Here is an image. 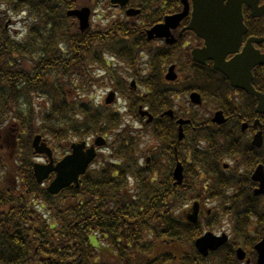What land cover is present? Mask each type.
I'll use <instances>...</instances> for the list:
<instances>
[{
    "label": "trees",
    "instance_id": "trees-1",
    "mask_svg": "<svg viewBox=\"0 0 264 264\" xmlns=\"http://www.w3.org/2000/svg\"><path fill=\"white\" fill-rule=\"evenodd\" d=\"M82 5L0 0V264H212L194 249L202 228L180 213L197 194L173 186L171 158L161 155L171 138L154 137L159 150L146 164L140 140L129 129L116 132L119 117L87 99L92 65L105 66L103 52L132 59L137 29L81 33L67 12ZM11 18L25 22L21 37L10 33ZM147 103L161 105L154 96ZM36 135L51 145L110 142L78 189L52 196L33 175ZM224 253L209 258L237 264Z\"/></svg>",
    "mask_w": 264,
    "mask_h": 264
},
{
    "label": "flooded vegetation",
    "instance_id": "flooded-vegetation-1",
    "mask_svg": "<svg viewBox=\"0 0 264 264\" xmlns=\"http://www.w3.org/2000/svg\"><path fill=\"white\" fill-rule=\"evenodd\" d=\"M156 1L151 0L145 5H154ZM130 2L129 7L143 9L137 8L134 0ZM162 3V7L155 6L147 12L152 15L145 16L152 19L150 27L180 15L184 9L182 0H163ZM260 4L264 5V0ZM188 5L184 17L168 31V40H173L174 44H166L165 39L150 42L158 49L151 61L150 56L145 55L148 65L138 70L142 75L134 74L135 78L128 82L118 81L112 90L117 99L127 88L134 92L137 98L134 101L130 98L126 108H131L135 102L157 97L162 106H152V112L145 108L153 118L150 126L146 124L147 118L136 114L129 116V125L142 132H147L145 126H148L157 141L167 143V137H170L171 142L163 147L161 155L171 158L172 172L177 165L182 168V189L203 197L202 203L197 202L204 208V213L208 203L215 211L220 210L232 231L231 244L255 245L264 236V102L260 107L261 101L256 96L264 97V64L251 66L244 55V63L239 67L250 65L249 72L239 69L240 76L231 81L214 69L212 60H207L204 65L194 63L191 52L204 50L207 45L188 30L193 19L192 1L188 0ZM244 7L242 4L247 13ZM119 11L125 16V8ZM252 20L246 16L238 49L226 56L225 63L241 56L248 47H252L254 60L264 56V28L258 27L259 20ZM123 21L113 20L110 25L120 27L119 22ZM147 29L144 27L143 31ZM143 38L147 41L145 34ZM232 39L227 38L223 43H230ZM168 52L174 56L171 64L166 63ZM170 68H173L174 81H167L171 76ZM194 93L200 97L201 105L190 103L189 97ZM165 106L168 108H163ZM170 112L172 117H167ZM180 120L188 123L181 126L182 136L178 141ZM206 212L209 214L211 210ZM244 251L246 259L241 263L246 264L249 260V264H257V254L248 249Z\"/></svg>",
    "mask_w": 264,
    "mask_h": 264
},
{
    "label": "water",
    "instance_id": "water-1",
    "mask_svg": "<svg viewBox=\"0 0 264 264\" xmlns=\"http://www.w3.org/2000/svg\"><path fill=\"white\" fill-rule=\"evenodd\" d=\"M127 1L128 0H111V3L125 6ZM193 2L195 8L194 19L189 29L194 31L200 38L205 39L207 45L206 50L194 53V59L197 62L203 63L209 57L214 58L215 54H220L221 56L219 59H221L223 65H217L215 68L224 72L231 80H234L237 73L235 74L231 69H226L229 64H224L223 59L228 51L221 52V47L226 37H237V31L244 29L241 23L240 6H236V9L232 4H228L224 7L222 5V0H193ZM247 5L251 6L249 3H247ZM133 13V11H130L127 12V15L130 16ZM67 15L69 17H75L78 20L79 29L81 31H84L88 27L90 15V10L88 8L69 11ZM161 28L165 29V26H161ZM159 29L160 28L157 27L153 29V31ZM258 63L264 64V58L258 61ZM240 64L241 62L238 61L234 65L239 66ZM191 98L194 103H197L193 100V98H198L197 96L192 95ZM258 98L261 101V107L264 102V97L258 96ZM107 103H109V101H107ZM104 144L105 142L102 138H96L94 145L89 148H86L84 142L72 144L70 147L71 152L55 164L51 149L42 141L40 136H36L32 142L34 153L36 155H44L48 162L46 165H33V174L36 182L41 184L43 181L47 180L51 174H55L54 179L46 188V191L50 195H56L71 185L78 188L79 177L86 173L89 165L96 157L95 147H101ZM175 176L177 179H181L179 171H176ZM195 215L196 213L190 215L188 220L194 222ZM222 240L223 238L216 240L211 234H206L196 241L195 246L202 255H206L208 250H215L221 246L224 243ZM255 249L258 252L257 264H264V239ZM238 253L239 258L242 259L241 251H238Z\"/></svg>",
    "mask_w": 264,
    "mask_h": 264
},
{
    "label": "rangeland",
    "instance_id": "rangeland-1",
    "mask_svg": "<svg viewBox=\"0 0 264 264\" xmlns=\"http://www.w3.org/2000/svg\"><path fill=\"white\" fill-rule=\"evenodd\" d=\"M95 1L99 2L101 0H79V2L82 3V4L88 3V4L93 6V12H95V15H93L92 18H91L93 26L100 25L101 28H104L105 25L101 24L102 22H105L104 21V17L108 18V20H109L110 18H112V16H118V14L120 12L118 10H112L107 4L108 0H103L102 1L104 4H107V7H105L104 4H101V5L97 4V3H95ZM11 20L12 21H10V25H9L10 33L13 34L14 36L21 37L24 34L25 22L23 23L22 19H19V18L18 19L11 18ZM94 69L95 68L92 69V73H93ZM94 74H95V77H97V76H101V75L105 74V72L104 71H100V72H95ZM105 81H106V85L105 86H100L98 88H95L94 89V93L92 91L89 94V97L92 99V103H93L94 106H98V107H103L104 106V105H102L103 98L106 95V93L108 92L107 86L108 87L110 86L109 79H105ZM35 102H36V104L41 103L40 100H36ZM121 104H123V102H121ZM182 104H184V102ZM109 109L111 111V108H109ZM130 123H131V121H130ZM124 124L127 125L126 118H125ZM70 143H75V142H69L68 141V142L58 143V144H55V145L49 144L50 147L53 148L52 150L54 151V157L56 159H58L63 154L67 153V150L69 148ZM150 144H152V143H150ZM100 153L107 154V149H102ZM44 161L45 160L43 158H39V159L35 160V162H39V163H44ZM208 208H211V206H208ZM218 212H220V210H218ZM215 215H216V217L220 218L218 213H215ZM206 225H207V222H204V226H206ZM229 229H230V226H229V222L227 221V219H224V218L221 219L220 218V222L217 225H215V226L211 225L210 226V229H209L210 231H208L206 229H204V231L205 232H211L213 234H218L219 235L222 232L230 234L229 233ZM218 262H219V260L218 261H214L213 263L216 264Z\"/></svg>",
    "mask_w": 264,
    "mask_h": 264
}]
</instances>
